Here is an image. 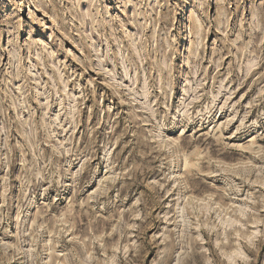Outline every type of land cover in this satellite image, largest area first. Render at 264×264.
<instances>
[{
	"label": "rangeland",
	"instance_id": "obj_1",
	"mask_svg": "<svg viewBox=\"0 0 264 264\" xmlns=\"http://www.w3.org/2000/svg\"><path fill=\"white\" fill-rule=\"evenodd\" d=\"M0 264H264V0H0Z\"/></svg>",
	"mask_w": 264,
	"mask_h": 264
},
{
	"label": "bare ground",
	"instance_id": "obj_2",
	"mask_svg": "<svg viewBox=\"0 0 264 264\" xmlns=\"http://www.w3.org/2000/svg\"><path fill=\"white\" fill-rule=\"evenodd\" d=\"M152 5V4H151ZM79 6V5H78ZM95 19V18H94Z\"/></svg>",
	"mask_w": 264,
	"mask_h": 264
}]
</instances>
